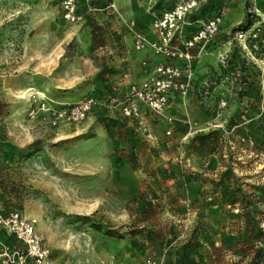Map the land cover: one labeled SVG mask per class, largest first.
<instances>
[{"label": "rangeland", "instance_id": "374dc122", "mask_svg": "<svg viewBox=\"0 0 264 264\" xmlns=\"http://www.w3.org/2000/svg\"><path fill=\"white\" fill-rule=\"evenodd\" d=\"M263 1L0 0V139L15 129L0 204L35 220L46 264H232L223 243L237 206L218 197L238 189L264 230V55L236 36ZM233 51L254 66L244 84L241 70L222 71ZM164 171L190 184L168 186L162 209L143 215L157 237L106 234L136 229L128 202ZM150 189L144 203L165 188ZM173 195L199 197L214 249L200 239L193 250L197 214ZM249 255L264 261V249Z\"/></svg>", "mask_w": 264, "mask_h": 264}, {"label": "trees", "instance_id": "16d2710c", "mask_svg": "<svg viewBox=\"0 0 264 264\" xmlns=\"http://www.w3.org/2000/svg\"><path fill=\"white\" fill-rule=\"evenodd\" d=\"M226 65H230L228 69L222 70L223 72H234V74H238L236 71L241 70L243 75L238 79L240 83H246V76H249L250 71L254 70L253 65H247L243 60L240 59V57L237 56L236 52L233 51L228 61H226ZM222 65H218V69H222ZM246 73V75H244ZM251 75V74H250ZM215 133H211L209 135H203L202 137H199L200 145L204 146V143L202 141L214 137ZM151 184L158 185L161 188H165L164 191H162V195L159 197V200L156 202H153L152 204L146 202L144 203V199L141 198L143 195V192H145V189H150V185L142 187L136 195L130 202H128L127 206H133V208L136 210V213L139 216V219L135 222L137 224L136 229L126 232L124 235L120 234L117 230H107L105 231L106 234L112 237L116 238H124L125 236H128L129 238H135L138 239L145 237L148 240H154L157 237V232L155 231H149L143 227L142 225H138L140 223L144 224L146 221L145 218H142L143 215L147 216V218L152 217L156 214V209L160 210L162 209V202H164V193L168 190V186L174 187V188H181L182 186H186L188 183L190 184V179L187 178V175L185 174H179V176L172 173V171H164L162 174H152L150 176ZM169 183L171 185H169ZM151 190V189H150ZM161 190V189H160ZM188 190V189H187ZM190 190V189H189ZM192 190V189H191ZM190 190V192H192ZM167 196V195H166ZM175 196V197H174ZM191 196V195H190ZM189 196V197H190ZM185 198L183 199L180 195H173L170 196L169 199H175L174 202H180L181 200L188 199L191 200V207L190 209L194 210L197 214V222L195 226L193 227V236L194 241L191 243L193 250H198L200 248V245H198V242L200 239L202 241H205V243L208 242V245L210 246V249H214V243L210 242L209 237V225L203 222L204 219V212L205 207L204 205L199 201V197L197 195L193 196L191 198ZM166 198V197H165ZM218 201L220 205H236L237 212L231 213V218L235 219V223L237 224V230L235 232H227L225 235V242L223 243V246H225L226 250L233 251L235 256L238 257L237 262H232V264H264V261H261L262 258L256 259L251 258L249 254H251V251H259L264 249V230L259 226V223L257 221L255 210L252 208V202L242 189H238L237 193H229L226 195V193H223L221 196L218 197ZM211 205V204H209ZM147 206V207H146ZM146 207V208H145ZM145 208L146 210H144ZM142 218V219H141ZM100 228V227H98ZM144 232L147 235H143ZM12 241V240H8ZM256 243L263 244L262 249L260 247H256ZM257 249V250H256ZM250 251V252H249Z\"/></svg>", "mask_w": 264, "mask_h": 264}, {"label": "built area", "instance_id": "2783aa9c", "mask_svg": "<svg viewBox=\"0 0 264 264\" xmlns=\"http://www.w3.org/2000/svg\"><path fill=\"white\" fill-rule=\"evenodd\" d=\"M180 9H176L181 14ZM176 18L180 19L177 13L169 14L164 19L163 28L168 26L173 28V22ZM168 18V19H167ZM215 23H210L208 30L214 28ZM238 39H242L243 48H247L245 43L257 55H264V1L263 12L260 15L259 22L247 30H240L236 33ZM206 34L203 33V37ZM93 100H87L82 103L78 110L82 113L88 111ZM61 116V114H59ZM3 127V118L0 116V134ZM0 231L7 235V239L0 240V264H46L48 258V249L42 243L41 238L36 232L35 220L24 217L22 212L15 208L3 209L0 204ZM12 240L9 241L8 240Z\"/></svg>", "mask_w": 264, "mask_h": 264}, {"label": "crops", "instance_id": "0c3cea01", "mask_svg": "<svg viewBox=\"0 0 264 264\" xmlns=\"http://www.w3.org/2000/svg\"><path fill=\"white\" fill-rule=\"evenodd\" d=\"M15 132V129L12 128V126H10V124H7L5 126V139H0V161L4 160L5 159V152H6V143L7 142H12V140H14L13 138V134ZM5 239H7V235L3 232V231H0V240L1 241H4Z\"/></svg>", "mask_w": 264, "mask_h": 264}]
</instances>
